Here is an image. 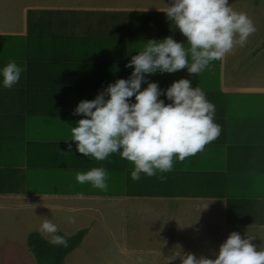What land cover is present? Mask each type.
Wrapping results in <instances>:
<instances>
[{
	"label": "crops",
	"instance_id": "crops-1",
	"mask_svg": "<svg viewBox=\"0 0 264 264\" xmlns=\"http://www.w3.org/2000/svg\"><path fill=\"white\" fill-rule=\"evenodd\" d=\"M168 3L40 0L0 22V67L9 59L24 67L11 88L0 86V223L10 225L0 228L8 231L1 239L16 236L14 225L39 224L41 217L59 214L88 217L85 223L92 224L104 205L122 203L137 214L154 208L160 221L166 216L184 232L194 230L192 244L211 253L233 231L264 247L263 39L252 41L250 35L196 75L185 68L146 76L160 89L189 79L215 106L219 135L183 160L174 157L170 171L134 181L132 163L118 152L98 161L78 153L70 140L71 127L82 118L73 115L76 104L126 79L132 69L125 65L143 42L169 35L185 41L165 17ZM93 167L107 171L103 190L75 179ZM70 223L56 225L63 233ZM30 232L21 231L25 244ZM202 236L211 241L197 243Z\"/></svg>",
	"mask_w": 264,
	"mask_h": 264
},
{
	"label": "clouds",
	"instance_id": "clouds-1",
	"mask_svg": "<svg viewBox=\"0 0 264 264\" xmlns=\"http://www.w3.org/2000/svg\"><path fill=\"white\" fill-rule=\"evenodd\" d=\"M163 12L185 41H175L169 35L143 42L142 49L125 65L132 69L126 79H116L73 109V115L82 116L70 129L75 150L98 161L118 152L132 163L130 178L134 181L141 174L152 177L170 171L174 157L183 160L195 154L220 133L213 119L215 106L199 86L192 87L189 79L180 78L160 89L146 76L185 68L196 75L234 46H243L256 30L247 13L233 10L228 0H169ZM23 71V66L9 59L0 67V86L11 88ZM142 83L146 84L143 89ZM161 95L165 99H160ZM107 175L103 167H93L77 172L75 179L103 190ZM38 231L49 236L50 244L68 246L51 218L41 217ZM253 240L233 231L211 257L184 253L176 246L179 251H172L166 259L168 264L175 260L179 264H264V247L256 246Z\"/></svg>",
	"mask_w": 264,
	"mask_h": 264
},
{
	"label": "rangeland",
	"instance_id": "rangeland-1",
	"mask_svg": "<svg viewBox=\"0 0 264 264\" xmlns=\"http://www.w3.org/2000/svg\"><path fill=\"white\" fill-rule=\"evenodd\" d=\"M39 1L0 0V22L7 23L8 20L17 18V11L22 8L21 6L26 7ZM228 4L235 11L247 13L253 21L256 30L251 34V40H264V0H228ZM136 212L131 204L104 205L101 214L92 224L85 223L89 219L84 216L55 215L51 218L55 224L63 223V220L67 221L68 217L72 218L70 224L64 225L63 233L66 235H71L80 229H88L80 245L66 256L64 264H168L166 257L172 251H179L176 246H179L184 253L191 252L197 256L211 257L210 250L192 244L196 241L192 237L195 235L194 230L188 229L184 232L179 228L178 222L170 221L166 216L161 217L162 221H160L154 208L145 207L139 210L140 213ZM140 215L144 218L143 221L136 219ZM39 224L14 225L15 230L12 232L16 233V236L12 239L11 237L1 239L3 235L8 236V231L0 232V252L3 254L0 256V264H35L25 241L21 239V231L40 232ZM7 227L10 225L0 223V228L7 230ZM57 228L61 230L60 225H57ZM43 234L44 238L49 237ZM202 237L197 243L211 241L207 240L208 237ZM171 264H179V260L172 261Z\"/></svg>",
	"mask_w": 264,
	"mask_h": 264
},
{
	"label": "trees",
	"instance_id": "trees-1",
	"mask_svg": "<svg viewBox=\"0 0 264 264\" xmlns=\"http://www.w3.org/2000/svg\"><path fill=\"white\" fill-rule=\"evenodd\" d=\"M87 230L80 229L74 234L65 235L58 230L59 235L64 236L68 240V246L62 247L52 245L38 232H30L26 237V247L33 256L35 264H64V260L68 254L74 251L81 243Z\"/></svg>",
	"mask_w": 264,
	"mask_h": 264
}]
</instances>
